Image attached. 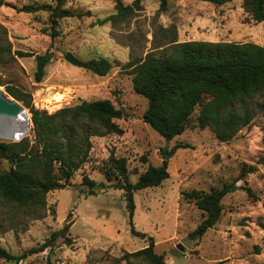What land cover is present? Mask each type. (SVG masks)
Masks as SVG:
<instances>
[{
    "label": "rangeland",
    "instance_id": "rangeland-1",
    "mask_svg": "<svg viewBox=\"0 0 264 264\" xmlns=\"http://www.w3.org/2000/svg\"><path fill=\"white\" fill-rule=\"evenodd\" d=\"M117 1L64 0L62 9L71 15L56 18L54 24L52 11L58 0H0V88L17 87L31 94L35 107L50 113L84 99L105 98L124 113L115 119L124 132L93 136L88 162L75 172L71 184L47 194L45 209L21 208L0 198V245L22 255L52 241L53 233L58 232L51 246L28 254L18 264H150L143 257L124 255L148 246L153 237L155 251L164 255L167 264H264V96L236 104L238 108L247 105L254 118L230 140L200 128L199 109L182 134L167 139L143 120L149 101L134 90V74L127 66L157 51L164 43L166 28L175 26L180 41L264 45V21L251 18L243 7L245 0L222 5L166 0L165 10L162 0H140L142 8L133 15L100 24L99 20L116 13ZM121 1L124 5L134 2ZM26 4L43 8L21 11ZM20 51L34 55L20 56ZM47 52L52 59L43 81L37 82L35 55ZM67 52L82 61L107 57L113 67L101 76L67 60ZM32 127L24 137L35 138ZM177 145L182 146L169 157L170 176L158 186L134 192L133 223L147 236L135 235L125 190L117 185L121 181L109 179L100 168L115 152L127 157L130 180L136 182L150 165L162 163L161 149L171 151ZM244 163L256 164L258 170L246 175L238 182L240 187L223 198L216 225L202 237L191 238L205 213L183 192L220 189L240 175ZM9 168L10 163L3 160L0 170ZM84 175L96 182L94 193L84 184ZM0 264L17 262L0 259Z\"/></svg>",
    "mask_w": 264,
    "mask_h": 264
},
{
    "label": "trees",
    "instance_id": "trees-1",
    "mask_svg": "<svg viewBox=\"0 0 264 264\" xmlns=\"http://www.w3.org/2000/svg\"><path fill=\"white\" fill-rule=\"evenodd\" d=\"M63 1L58 0V6L52 11L54 24H57L56 18L71 15L70 11L62 9ZM203 1L222 5L232 0ZM166 2L162 0V10L166 9ZM243 7L253 20L264 21V0H245ZM42 8L41 5L26 4L20 10L37 12ZM141 8L140 0L128 5L118 0L116 13L98 22L104 24L107 20L124 19ZM165 31L164 43L158 46L157 51L127 63L134 74V90L149 101L143 120L165 138L172 139L186 130L193 114L199 109L197 123L200 128H209L221 140L232 139L254 118V111L247 105L238 108L236 104L257 95L264 96V45L255 42L180 41L175 26ZM19 54L34 55L22 51ZM35 59V79L41 82L52 54H36ZM81 66L105 76L113 63L107 57H99L84 60ZM6 91L30 110L35 133L34 139L25 136L20 141L0 142V168L3 160L10 163L8 170H0V198L18 207L45 209L47 194L71 184L75 172L88 162L93 136L124 132L115 121L124 113L108 98L84 99L76 105L50 113L35 107L31 94L10 85ZM178 146L182 145L175 146L171 151L165 147L161 149L162 163L150 165L136 182L130 180L127 157H118L115 152H111L107 163L100 168L109 179L121 181L117 185L125 190L131 230L135 235L147 236L138 231L133 223L136 208L134 192L158 186L170 176L169 157ZM257 170L256 164L244 163L240 175L231 182H225L220 189L211 192L203 189L184 191L183 195L194 199L205 213L202 222L189 236L200 238L214 227L223 212V198L240 187L238 182L241 179ZM83 182L89 185L90 193L95 192L96 182L89 175H84ZM242 188L249 195H254L250 187ZM58 236V232L53 233L52 241L31 248L22 255L13 254L0 245V259L18 264L28 254L44 251ZM149 239L148 246L126 253L125 258L143 257L150 264H167L164 255L155 251L154 238Z\"/></svg>",
    "mask_w": 264,
    "mask_h": 264
},
{
    "label": "water",
    "instance_id": "water-1",
    "mask_svg": "<svg viewBox=\"0 0 264 264\" xmlns=\"http://www.w3.org/2000/svg\"><path fill=\"white\" fill-rule=\"evenodd\" d=\"M65 57L75 65L80 66L82 64V60L76 57L72 52H67ZM27 112L28 110L26 106L21 101L8 94L3 88H0V123L6 118H18L23 114L27 115ZM32 124L33 122L31 116H29L25 130L21 131L17 136H12L8 140L20 141L24 137L25 133L32 127ZM179 248L183 249L184 247L182 244H179Z\"/></svg>",
    "mask_w": 264,
    "mask_h": 264
},
{
    "label": "bare ground",
    "instance_id": "bare-ground-1",
    "mask_svg": "<svg viewBox=\"0 0 264 264\" xmlns=\"http://www.w3.org/2000/svg\"><path fill=\"white\" fill-rule=\"evenodd\" d=\"M30 116L29 111L27 115H21L18 118H6L0 123V138L9 139L12 136H17L21 131H24L27 123L28 117Z\"/></svg>",
    "mask_w": 264,
    "mask_h": 264
}]
</instances>
